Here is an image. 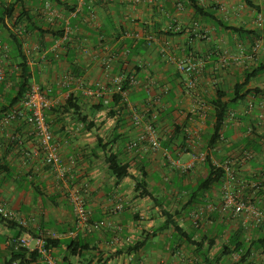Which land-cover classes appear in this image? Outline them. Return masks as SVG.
Returning a JSON list of instances; mask_svg holds the SVG:
<instances>
[{
  "label": "crops",
  "instance_id": "crops-1",
  "mask_svg": "<svg viewBox=\"0 0 264 264\" xmlns=\"http://www.w3.org/2000/svg\"><path fill=\"white\" fill-rule=\"evenodd\" d=\"M26 1L34 4L38 19L60 31L76 5V0H60L61 15L50 22L44 11L48 0ZM187 1L156 0L134 6L88 0L79 21H73L74 34L64 49L52 51L55 38L49 36L30 38L24 44L34 71L33 84L50 94L71 91L79 97L84 114L99 104V98L87 94L88 88L112 90L116 77L137 68L141 69L137 78L143 83L156 80L171 88L160 96L156 111L151 113L152 117L156 114L154 120L160 134L161 147L156 151L144 144L133 151L128 149L129 143L144 131V125L133 121V107L141 109L146 97L142 88L129 95V114L125 125L119 127L118 116L110 114V107L91 115L96 123L91 131H86L72 113L52 115L54 138L68 169L67 187L43 163L38 139L29 124L18 119L0 131V201L28 222L27 227L20 226L26 231L19 237L26 233L38 236L47 230L61 234L73 231L76 220L70 192L85 199L92 211L91 223H106L82 236L88 249L81 254L79 250L76 255L71 254L66 244L51 249L58 264H209L208 260L212 264H234L235 252L225 254V246L239 232L244 244L247 242L248 234L241 223L220 212L223 181L208 191L202 190L201 185L220 164L245 150L256 152L257 158L239 166L240 172L250 176L264 170V122L255 138L246 134L250 124L260 122L261 113L257 105L249 116L244 115L250 94L232 104L219 140L210 147L216 122L213 102L219 90L226 94L224 100H229L246 73L259 68L261 71L247 88L257 90L258 101L264 100V48L255 56L251 50L255 39L264 34L255 22L258 15L264 17V0H252L253 7L243 0H200L212 14L211 20L196 19L187 8ZM11 2L0 0L4 5ZM217 19L255 31L256 36L220 29L213 24ZM6 23L9 28L14 27V20L7 19ZM200 31L207 32L208 38H200ZM4 33L0 27V46L8 45ZM124 42L132 44L130 49L121 50ZM8 46V58H3L0 48V66L6 69L5 80L0 81V105L9 104L4 95L15 83L18 70L17 59ZM38 46L41 51L36 49ZM83 47L87 51L83 52ZM161 48H166L168 57L163 56ZM190 54L206 60L203 74L194 85L176 66L179 58ZM73 69H79L80 76L72 75ZM71 76L80 79L84 87L78 83L68 86ZM56 119L59 121L54 124ZM98 137L111 141L112 151L130 166L128 177L118 181L111 174L98 149ZM195 156L202 157L193 167L181 166V161L192 164ZM118 203H123L124 208L112 215ZM198 211L205 215L200 224L194 218ZM257 233L263 243L264 232ZM16 237L17 230L0 224V264L9 260V247ZM66 239L70 238L61 240ZM142 242L147 244L145 249L133 250ZM253 245L251 251L259 259L249 255L244 264H264L258 240Z\"/></svg>",
  "mask_w": 264,
  "mask_h": 264
},
{
  "label": "built area",
  "instance_id": "built-area-1",
  "mask_svg": "<svg viewBox=\"0 0 264 264\" xmlns=\"http://www.w3.org/2000/svg\"><path fill=\"white\" fill-rule=\"evenodd\" d=\"M88 0H76L75 9L69 13L68 18H65L64 28L62 35L55 38L53 45L50 47L52 51H59L66 47L74 34L73 21L78 18L80 12L87 4ZM98 1L106 4H113L116 2L125 3L127 5H139L153 3L156 0H90ZM183 9V5H180ZM46 18L50 22H54L60 17V9L52 2H46L44 6ZM256 25L264 32V17L258 15L256 19ZM200 38L203 40L208 38L207 32H199ZM151 42L152 39L150 38ZM3 50V58L9 57V46H0ZM264 48V34L262 37L255 39L251 46L252 55L258 54ZM41 51L42 48L38 46L36 48ZM82 51H87L86 47L82 48ZM163 56H169L166 48H161ZM243 52L244 49H242ZM113 61V58L110 59ZM206 60L203 57L190 54L186 57L179 58L176 61L178 72L182 75L190 78V84L194 85L202 76ZM6 78V69L0 66V81H4ZM68 86L78 83L80 87H84L80 79L71 76L67 80ZM127 83L128 89L124 90V83ZM143 89L146 97L143 101V107H133L134 115L133 121L137 125H144V131L134 140H132L128 149L133 151L140 144L146 145L150 150L156 151L161 147L160 134L156 126L154 117L151 116L152 111H156V105L160 101V96L170 92V86L163 85L159 81L150 80L147 83L139 80L135 76H131L128 79L124 75H120L114 79L112 90L106 87H99L97 89L86 88L87 94L99 99H103L106 104L111 101L109 97L111 94H121L127 101L129 98L130 89ZM71 91L61 92L59 94H50L45 91L40 85L33 84L26 97L20 100L14 107L4 112L0 116V131L10 125L12 122L21 119L24 120L32 128L33 134L38 139L39 150L43 155V163L49 166L53 172H55L58 182L67 187L68 181V169L63 165V160L60 154L59 144L55 141L54 134L52 132L50 122L46 116V111L55 107L64 105L67 99L71 95ZM158 93V95H157ZM257 94L255 92L249 95V98L245 102L244 115L249 116L254 111L257 105H259L261 113L259 116L258 124H250L247 128V136L255 138L260 133L261 123L264 122V100L258 101L256 99ZM146 117H151L149 121H145ZM261 145L264 149V135L261 139ZM264 153V150H262ZM202 156H195L192 164L182 163L185 169L193 167L194 163L201 159ZM257 158V153L251 150H245L242 155L236 158H230L220 164L217 168L223 170L224 178L221 186V202L220 212L223 215H228L236 222H240L244 230L247 232V242L236 251L233 255L234 264H244L246 258L254 257L259 259L257 254H253L251 249L254 247V241L259 242V251L264 255V241L260 242L261 238L257 235V232H264V170L260 173H252L250 176L243 175L239 166L247 165L254 162ZM69 200L73 207V213L75 215V228L73 231L67 234H61L57 231L47 230L42 232L38 236H34L30 233H26L23 236L14 239L12 244L18 243L20 246L27 248L29 251H36L40 257L38 264H58L51 254V249L47 247L51 241L61 240L63 238H76L80 234H86L93 232L105 226V222H93L92 211L88 208L85 199L82 195L76 192H70ZM124 208L123 203H118L114 206L111 213L117 214ZM0 214L7 220L17 222L22 227H27L28 222L20 219L15 212L9 209L5 203L0 201ZM194 218L197 222L202 223L205 220L203 211L194 213ZM256 232V233H255Z\"/></svg>",
  "mask_w": 264,
  "mask_h": 264
},
{
  "label": "trees",
  "instance_id": "trees-1",
  "mask_svg": "<svg viewBox=\"0 0 264 264\" xmlns=\"http://www.w3.org/2000/svg\"><path fill=\"white\" fill-rule=\"evenodd\" d=\"M38 0L37 2H40ZM245 3L253 7L252 0H243ZM48 2H52L57 7L61 6L60 0H48ZM34 4L29 5L26 0H13V2L4 5L0 4V27L4 30V34L7 39L8 45L11 46L13 50V54L15 55L16 61L18 62V70L16 73V81L11 86L10 91L7 92L5 96H7L8 105H0V116L14 107L20 100L24 99L28 92L30 91L33 85V78H34V71L30 64V60L28 55L25 52L24 44L30 38L42 37L45 36L57 38L58 36L62 35V30L60 31L57 27L52 25L46 26L44 22L38 19L37 13L34 10ZM75 7V6H74ZM72 8L69 12L74 10ZM255 7V6H254ZM187 8L191 9L194 13L196 19L199 18H207L208 20L213 19L212 14L208 11L207 8L202 5L200 0H188L187 1ZM7 19L14 20V27L9 28L8 24L6 23ZM79 21V16H78ZM76 19V20H77ZM213 24L220 29L228 30L233 33H237L240 36L244 34L247 36L255 37L256 33L252 30H245L238 26L228 25L222 22L220 19L214 20ZM20 28L19 30H15L16 28ZM258 37V36H257ZM45 46V44H43ZM132 46L130 42H124L121 50H125ZM60 51V50H59ZM57 51V52H59ZM141 69L137 68L134 71L125 72L124 76L128 79L131 76L137 77L140 73ZM261 69H253V72L246 73L245 79L237 83L234 87V93L231 95L229 100H224L226 97L225 93H221L219 90L217 98L214 100L213 105L215 108V126H214V135L211 141L210 147H214L219 140L220 131L223 125L226 122L228 117V110L232 106V104L237 101L241 97H245L253 92H257L255 89L247 88L250 83L252 82L253 78H255ZM74 76L79 75V69L72 70ZM127 83H124V90L128 89ZM44 89V88H43ZM136 89H130V93ZM79 97L75 96V94L71 93L70 97L67 99L64 105L55 107L46 111V116L50 122V126L53 131V124L51 123L50 117L54 114L56 115H64L67 113H72L75 116V119L78 123L84 125L86 131H91L96 127V123L91 119V115L95 114L97 111L109 108L110 107V114L117 117V127L125 125L126 117L129 114V104L128 101L121 95V94H114L111 96V101L106 104L103 99H99V104L96 106H92L90 109L89 114L83 113V107L79 103ZM58 119L54 121V124L58 123ZM55 135V134H54ZM98 142V149L100 152L103 153L104 161L107 164L108 170L115 176L118 181L123 180L124 178L130 175V166L122 162L120 155L112 151L111 141L104 140L100 137ZM224 178V172L221 169L215 168L213 172L202 182V190L208 191L212 188L216 183L222 181ZM141 185V184H140ZM138 189H140L138 187ZM146 195H151L149 192H142ZM0 224L4 225L9 230H17V237L26 231L24 228H21L17 222L10 221L5 219L0 214ZM85 234H80L76 238H70L66 240H57L51 241L48 243L47 247L49 249H54L63 244L68 245L69 251L71 254H77V250L80 251L79 254L82 253L83 250L88 249L82 242V236ZM36 236V234H34ZM244 242L242 240V233L239 232L238 234L234 235L231 239L229 246H225V254L234 253L238 251ZM147 247L146 242L137 243L133 250L139 251L145 249ZM209 248L211 246L209 245ZM75 254V255H76ZM39 253L36 251H29L27 248L20 246L18 243L11 244L9 247V260L6 261L4 264H36L39 260ZM67 260H64V263ZM209 264H212L210 260L207 261Z\"/></svg>",
  "mask_w": 264,
  "mask_h": 264
}]
</instances>
